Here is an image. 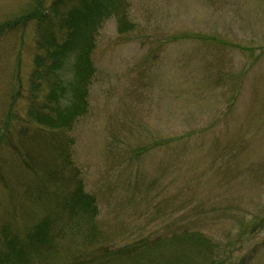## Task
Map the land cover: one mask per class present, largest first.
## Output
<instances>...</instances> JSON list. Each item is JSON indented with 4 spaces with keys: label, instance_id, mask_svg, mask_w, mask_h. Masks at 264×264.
<instances>
[{
    "label": "rangeland",
    "instance_id": "rangeland-1",
    "mask_svg": "<svg viewBox=\"0 0 264 264\" xmlns=\"http://www.w3.org/2000/svg\"><path fill=\"white\" fill-rule=\"evenodd\" d=\"M52 1L0 0V23ZM128 8L132 29L121 33L112 17L99 31L90 111L66 133L97 198L95 244L118 249L193 231L205 238L200 247L162 241L160 264L172 251L187 264H264V0H128ZM34 34L30 24L0 37V117L31 71ZM43 147L40 161H59L48 145L32 150ZM7 153L0 227L13 200L31 216L44 212L18 183L37 175ZM77 238L60 249L86 253L83 230ZM112 264H141V256Z\"/></svg>",
    "mask_w": 264,
    "mask_h": 264
},
{
    "label": "trees",
    "instance_id": "trees-1",
    "mask_svg": "<svg viewBox=\"0 0 264 264\" xmlns=\"http://www.w3.org/2000/svg\"><path fill=\"white\" fill-rule=\"evenodd\" d=\"M112 17L118 20L121 33L134 26L128 0H53L24 20L0 23V37L30 24L35 32L31 71L25 80L19 76L8 114L0 117V159L8 150L19 168L37 175L34 184L27 180L18 183L26 201L44 208L40 216H31L30 207L13 200L0 227V264H112L116 257L130 256H141V264H160L156 249L162 241L192 242L195 247L205 241L202 233L182 231L166 239H142L130 248L95 244L101 237L97 198L86 190L74 165L73 141L66 133L90 111V90L97 71L93 56L99 31ZM16 102L23 103L22 107L16 108ZM36 145L50 146L59 161H40L38 156L48 147L37 152L32 150ZM3 186L11 196L10 186ZM81 230L83 246L90 247L86 253L71 255L60 249L68 235L78 241ZM204 246L210 252L208 239ZM170 258L165 264H187V255L181 251H172Z\"/></svg>",
    "mask_w": 264,
    "mask_h": 264
}]
</instances>
